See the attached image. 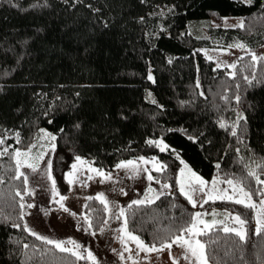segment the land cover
Wrapping results in <instances>:
<instances>
[{"label":"trees","instance_id":"1","mask_svg":"<svg viewBox=\"0 0 264 264\" xmlns=\"http://www.w3.org/2000/svg\"><path fill=\"white\" fill-rule=\"evenodd\" d=\"M37 2L45 6L32 8ZM230 16L241 17L244 27H222ZM198 21L218 24L208 33L224 46L264 43L260 0H0V135L19 132L21 139L6 138L0 150L27 149L46 129L56 136L52 163L64 161L63 171L77 156L105 173L121 161L155 157L167 167L149 173L170 191L152 204L124 208L128 230L149 245L178 234L197 210L244 213L251 229L254 210L228 201L196 209L178 189L181 159L205 179H242L264 188L247 175L252 167L264 176L256 167L264 164V61L243 55L232 71L215 67L198 50L209 40L188 31ZM158 138L172 149L161 152L147 143ZM14 175V161L0 157V264H90L24 230L15 195L23 194V179ZM85 214L98 232L104 206L87 199ZM210 236L217 242L208 247L209 264H264V234L249 231L246 242L218 230Z\"/></svg>","mask_w":264,"mask_h":264},{"label":"snow or ice","instance_id":"2","mask_svg":"<svg viewBox=\"0 0 264 264\" xmlns=\"http://www.w3.org/2000/svg\"><path fill=\"white\" fill-rule=\"evenodd\" d=\"M246 3L252 5L254 3V0H246ZM260 5L261 8H264V0H260ZM42 6L45 5H41L39 2L31 5L32 8H39ZM235 27L243 28L244 21L241 20L239 24L235 25ZM228 47L239 48L242 50L246 49V45L243 43H235L229 45ZM249 55L251 56V59L254 62L264 61V56L258 57L255 53H251V52H249ZM241 59L243 58L241 57ZM219 67H221V64L218 62L217 68ZM228 67L235 69L237 65L231 64L228 65ZM229 75L234 77L235 72L229 73ZM148 79L153 80L154 82V78L151 75V73L149 74ZM244 79L249 84L252 83V81L249 80L247 76H245ZM252 79H255V76H253ZM197 87H199L198 83H197ZM237 87H239V85H237ZM201 95H203V93H201ZM225 99L227 98L225 97ZM239 100H240V96L237 95L236 101L239 102ZM153 103H155V101H153ZM239 119H243V116L241 115ZM75 127L79 128L80 125L77 124ZM220 127L225 128L226 125L223 122H221ZM41 132L43 133L45 138H50L53 141L56 139V136L44 132V130H41ZM232 135L233 136L236 135L235 125L233 126ZM15 139L17 143L21 142L19 132L15 133ZM5 140L6 137L0 135V145H4ZM147 143L150 146H155L159 148L161 152H164L169 149V146L165 144L163 140H155V141L149 140L147 141ZM31 147H35V145H32ZM31 147H29L25 151L16 148L13 149L11 153H9L8 147H4L2 150H0V157L8 155L14 161L15 175L13 179L15 180H21V178L23 179V185H24L23 194L19 190H17L15 193L16 196L20 197L19 207L21 209V214L19 218L23 220L25 215H31V213L25 211L26 208L31 209L37 207V205L33 203L25 204L24 202V196L25 195L34 196L35 189L28 187L29 174L24 171H21L22 167L29 169L30 173L32 174L40 173L41 178H46L47 180H50L51 181L50 191L52 192L54 202L59 204L60 209H62L63 211L69 212L70 215L72 216H76V213L71 212L70 209L67 206H65V204L63 203V201L67 199V197L60 196L59 194V191L56 187L57 181L52 176V167H53L52 162L50 160L47 161L46 168L44 170H41L40 161L43 159L44 154L32 155ZM54 147L55 145H53V148ZM138 160L145 164L151 162L153 164V170L157 172L163 171L167 167L166 165L160 164L158 161H156L155 157H153L151 161L146 160L144 157H139ZM76 161L77 163L72 165V171L68 173L69 184L76 183L79 180L78 173L83 174L81 170L78 168V165H85L87 163L79 156L76 157ZM181 163L184 164V161L181 160ZM216 167L219 169L220 165L217 164ZM256 167L264 171V164L256 165ZM116 168L124 169L126 170V172H130L133 178L139 175L141 171L137 161H133V160L121 161L119 164L116 165ZM185 170H187V172L190 174L187 181L183 179ZM87 171L90 173H94L98 177H101V181H100L101 183L106 181H111L113 179L111 172L106 174L102 168H95L89 165ZM143 171L148 172V169H143ZM247 175L248 177L255 178L257 184L264 185V180L260 179V176L257 174V171L254 168L248 167ZM87 179L92 180L93 176L88 175ZM147 179L149 181L155 179L156 183L158 184L160 183L159 179L153 177L150 173L148 174ZM0 183H3L2 177H0ZM177 183L179 185L180 193L187 199V201L192 205L193 208L197 206V200L195 199V196L198 193L202 194L203 197H205L200 203V207H203V205L208 203L209 201L215 202L217 200H220V201L232 202L238 205H242L244 208L255 210L256 216H255L254 225L251 227V229L245 227L249 223V221L244 213H238L236 215H232V213L230 212H226V213L213 212L211 213L213 217L223 216V219L216 220L215 218H213L209 222L203 219V217L205 215H208V213L196 212L191 215L190 221L187 222V224L184 227L178 230V234H173L166 239L160 238L149 245L146 244L144 240H142L138 235H134L131 231L128 230V219L125 214L126 210L124 208H120L119 214L115 216V219L120 220L121 218H123V223L121 225V228L118 230V232L120 233L118 239L122 244V246L124 247V251L129 253L132 252V249L128 247L129 241L133 242L136 245L137 256H139L140 252H145V253L162 252L166 248L168 249L169 255L172 258V264H179L180 258L171 256L172 246L176 245L177 247L183 249L181 258L184 259L185 261H188V264H209V255L207 251L208 247L209 245L217 242L216 240H213L210 236V233H212L214 230L222 231L225 234H234V236L237 237L241 242L247 241L249 236V231H251L254 235L257 236L264 234V188L253 189L251 186H247L242 179H235V180L227 179L226 181H224V183H227V185L231 189V194H229V189L227 188L220 189L218 187V185L221 183L219 179H213L211 182L206 181L202 177L198 176L195 172H193L191 168L188 167L187 164H184V169H181V179L178 180ZM161 187L162 189H167L171 186L165 183L162 184ZM154 191L155 190L149 186L147 192L144 195V199L132 200L131 203L127 205V208L132 209L133 206L152 204L155 202V200L159 199L161 195L165 194L163 191H161L155 197H151L149 194ZM120 192L123 193L124 195H127L126 192H123L122 188L120 189ZM56 196H59V200H55ZM254 196H259L261 197V199H259V201L257 202L253 199ZM87 199L98 200L104 206V210L106 212L111 211V208L109 207L110 202L107 200L104 193H98L95 197L89 196L87 197ZM85 207H87V205H85ZM45 214H47L46 210H45ZM81 218L87 224V228H85L84 231L89 232V234L95 236L96 232L91 231V229L93 228V223L89 215L87 214L82 215ZM100 223L103 226L99 228V232L103 234L105 231V227L108 225V220L104 219L100 221ZM201 225H203V227H200ZM218 225L220 227L217 229ZM233 225H238V227ZM12 226L16 228L21 227L20 224H13ZM23 228L30 235L34 236L37 240L41 241L43 244L52 245L55 249L59 250V252L61 253H68L71 256L75 257L77 261L89 260L92 262V264H99L96 255H94L93 252L88 247H86L81 243H78L76 240L72 238H68L66 240L49 238L48 236L39 234L32 227H29L27 222L23 224ZM203 236H209V239L207 241H204L198 238ZM157 244H159V247L157 246ZM28 247L29 246L27 244L24 245L25 249H27ZM49 251H51V249H49ZM112 251L116 252V249H112ZM117 255H119L121 260L125 258L123 252H117ZM128 259H133V257L129 255ZM145 259H147V257H145ZM133 264H137V262L134 261Z\"/></svg>","mask_w":264,"mask_h":264},{"label":"rangeland","instance_id":"3","mask_svg":"<svg viewBox=\"0 0 264 264\" xmlns=\"http://www.w3.org/2000/svg\"><path fill=\"white\" fill-rule=\"evenodd\" d=\"M238 1L246 3V0H238ZM159 12L161 14H163V13H165V10L161 9ZM241 20L242 19L239 16L225 17L221 22V26L225 27V28L235 27V25L239 24V22ZM209 26L218 27L219 25L212 23V22H208V21L191 22L188 24V31L190 33L194 34L199 39L209 40V42H210L209 46L200 47L198 50L200 52H202L205 55V57H207L208 59L213 61L215 67H217V63L219 62L221 64V67H219V68H227L230 71H232L233 68L228 67V65L235 64L238 58H240L243 55H249V52L255 53L258 57L264 56V43H263V45H261L259 47H255V48H251V47H248L246 45V49H243V50L239 49V48H229L228 47L229 45H232L235 43H243V42L240 40H234L229 45L224 46V45H222L221 42H218L217 40L211 38V36L208 33V27ZM150 73L151 72H149V74ZM151 75H152V73H151ZM41 130H44V132L50 133L51 135H54L46 129H41ZM5 137L6 138L15 137V133H13L12 135H6ZM156 140H162V139L158 138ZM32 145H35V147H31ZM32 145L30 146L32 155L44 154L43 159L40 161V169L44 170L46 168V162L49 160L52 162L54 159V157H53L54 141L51 140L50 138H45L43 133L40 131L38 137L36 138V140L33 142ZM27 149H21V150L25 151ZM169 149H172V148L169 146ZM176 155H178L177 152H176ZM82 159L84 161H86L87 163L85 165H78V168L81 170V172L83 174L78 173L79 180L73 184L68 183V173L72 171V165L77 163L76 158L74 159V161L72 163H70L68 169H66L64 171L62 170L64 161H61L59 159L56 161V163H54V165L52 163V165H53L52 176L57 181L56 187L59 191L60 196H66L67 197V199H65L63 201V203L65 204V206H67L70 209L71 212H73L71 209H73L75 207L76 201L79 199L78 197L87 196V195L91 196V197H95L94 195H97L98 193L102 192V188H103L102 185L105 183V182H103V183L100 182L101 177H98L94 173H90L87 171L89 165H91V167H95L93 165L92 161L86 160L84 158H82ZM181 160H183V159H181ZM149 164L151 165L150 169L153 168V164L151 162ZM184 164H187L188 167L191 168L186 161H184ZM184 164L181 163V167L178 171L177 181L181 179V169H184ZM114 169L112 170V173L114 172ZM191 170L193 172H195L192 168H191ZM21 171H24V172L29 174V185H28V187L35 189V195L31 196L32 199L29 203H33V204L37 205V207L31 208V209L26 208L25 209L26 212L30 213V211H32L34 209L33 211L35 212V215L37 217L41 216L43 218L42 219L43 221L45 219L47 221L51 220L53 214H57V216H58V215H60V213H62L61 216H65V215L70 216L69 212L65 213V211L60 209L59 204L54 202L52 192L50 191V189H51V181L50 180H47L46 178H41L40 173H36V174L30 173V170L27 168L22 167ZM195 173L198 176H200L197 172H195ZM88 175H92L93 179L88 180L87 179ZM119 176H122V174H120ZM189 176H190V174L187 172V170H185L183 179L185 181H187ZM203 179L206 181H209V182H211L213 179H219L221 181V183L218 185V187L220 189H225V188L229 189V194H231V189L229 188L227 183H224V181H226V180L223 181L218 176H213V177H211V179H205V178H203ZM260 179L264 180V176L261 177ZM62 180H64L66 182L67 186L63 185ZM66 188H67V194H63ZM151 188L154 189L155 191H158V190H161L163 192H169L170 191L169 188L162 189L161 185L156 183L153 180L151 181ZM178 189H179V185H178ZM155 191L150 193V195L154 196ZM204 198L205 197H203V195L199 194V193L195 196V199L197 200V206L195 207L196 209H198V207H200V203L202 202V200ZM55 200H59V196H56ZM217 201H220V200H217ZM27 203L28 202H25V204H27ZM48 209H49L50 214L48 213ZM45 210L47 211V214H45ZM196 212L208 213V215H205L203 217V219L205 221L210 222L213 218H215L216 220L223 219V216L213 217L211 215V213H213V212L226 213L229 211H226L223 209H212V210H206V211H198L197 210ZM230 213H232V212H230ZM232 215H236V214L232 213ZM255 216H256V212L254 210V215H253L254 223H255ZM26 217H27V215H25L23 218L24 223H25ZM233 226L238 227V225H233ZM200 227H203V225H201ZM44 229L47 230L48 228L47 229L44 228ZM87 261L90 264L92 263L89 260H87Z\"/></svg>","mask_w":264,"mask_h":264},{"label":"crops","instance_id":"4","mask_svg":"<svg viewBox=\"0 0 264 264\" xmlns=\"http://www.w3.org/2000/svg\"><path fill=\"white\" fill-rule=\"evenodd\" d=\"M137 163L141 169L139 175L133 178L130 172L115 167L114 172H111L113 179L102 185L103 188L101 193L105 194L107 200L110 202L109 207L111 208L110 212H106L108 225L105 227L103 234L98 231L96 235L93 236L89 234V232L84 231V229L87 228V224L81 217L83 215L84 203L87 197H89L88 195L78 197L79 199L76 201L75 207L71 209L76 213V216H61L62 213L58 216L57 214H53L51 220L47 221L45 219L43 221L41 216L37 217L35 215L33 209L30 211L31 215H27L25 218V222L28 223L29 227H32L41 235L63 240L72 238L78 243L85 245L96 255L99 264H133L134 261H136L137 264H172V258L166 248L162 252H140L139 256H137L136 245L133 242H128V247L132 249V252L129 253L124 251V247L118 239L120 235L118 230L123 223L122 218L120 220L115 219V216L119 214V209L125 208L132 200L144 199L147 189L149 186L151 187V181L147 179L151 165L140 161ZM143 169H148V172L143 171ZM120 174H122V176H119ZM121 188L127 195L120 192ZM160 192L161 190H158L155 191L154 196L149 195L155 197ZM44 228L48 229L45 230ZM112 249H116V252H113ZM117 252H123L125 258L121 260ZM182 253L183 249L176 245L172 246L171 256L180 258L179 264H188V261L181 258ZM129 255H131L133 259H128ZM145 257H147V259H145Z\"/></svg>","mask_w":264,"mask_h":264}]
</instances>
